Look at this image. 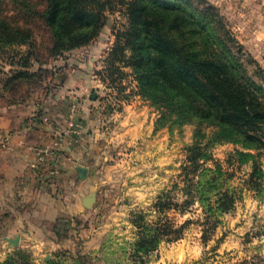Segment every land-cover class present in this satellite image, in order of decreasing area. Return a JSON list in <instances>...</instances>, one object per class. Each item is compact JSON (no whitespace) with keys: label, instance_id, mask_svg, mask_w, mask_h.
<instances>
[{"label":"rangeland","instance_id":"374dc122","mask_svg":"<svg viewBox=\"0 0 264 264\" xmlns=\"http://www.w3.org/2000/svg\"><path fill=\"white\" fill-rule=\"evenodd\" d=\"M31 1L0 0V116L13 117L18 109L47 102L50 93L56 95V78L63 65L69 64L64 61L68 57L74 62L71 68L96 80V87L90 90L95 96L90 98L91 108L106 146L97 159L94 185L82 191L80 211L57 220L45 243H10L8 238L19 235L6 233L2 215L8 206L0 204V264H47L49 260L56 264H130L135 214L147 211L149 220H156L153 204L162 193L181 202L183 197L176 191L182 188L175 181L186 147L207 142L208 158L200 162L206 167L217 164L232 173L227 185L238 195L234 207L221 214L212 228L202 225L198 202L182 212L169 210L165 217L169 222L177 226L186 222L181 235L165 238L143 264H264V150L213 140L218 127L196 118L184 123L160 120V108L139 93L133 68L124 60L108 61L116 33L130 25L125 10L129 0H115V9L105 10L104 24L89 42L58 53L51 51V40L59 28L35 20L32 11L43 3ZM184 1L198 8L206 2L216 7L242 46V61L264 87V12L259 9L264 0ZM31 26V39L15 35ZM83 29L87 31L89 26ZM246 57L254 62L246 63ZM253 161L262 169L258 189L250 188L248 182ZM91 193L94 201L86 207L82 198Z\"/></svg>","mask_w":264,"mask_h":264},{"label":"trees","instance_id":"16d2710c","mask_svg":"<svg viewBox=\"0 0 264 264\" xmlns=\"http://www.w3.org/2000/svg\"><path fill=\"white\" fill-rule=\"evenodd\" d=\"M38 1L43 6L32 11L35 20L59 28L51 40L53 53L89 42L104 24L105 10H113L118 4L115 0ZM125 10L130 25L116 33L108 61L124 60L133 68L139 93L160 108V120L184 123L196 118L218 127L213 140L264 150V87L242 61V46L226 28L216 7L206 2L198 8L184 0L174 5L129 0ZM87 26L86 31L83 28ZM33 32L31 26L23 33L17 30L15 35L31 39ZM252 62L246 57V63ZM208 143L186 147L187 155L175 181L182 188L176 191L183 197L181 202L162 193L153 204L156 220L150 221L147 211L135 214L130 264H143L165 238L180 237L186 222L179 226L169 222L165 218L169 210L182 212L198 202L202 225L212 228L221 214L234 207L238 195L227 185L232 173L217 164L206 167L200 162L208 158ZM240 155L253 156L244 152ZM261 176L260 165L253 161L250 188L258 189ZM47 264L56 263L49 260Z\"/></svg>","mask_w":264,"mask_h":264},{"label":"crops","instance_id":"0c3cea01","mask_svg":"<svg viewBox=\"0 0 264 264\" xmlns=\"http://www.w3.org/2000/svg\"><path fill=\"white\" fill-rule=\"evenodd\" d=\"M259 9L264 12V2ZM64 61L69 64L56 78V95L0 116V204L8 206L2 225L20 243H45L57 220L80 211L82 191L94 185L106 146L91 108L96 80Z\"/></svg>","mask_w":264,"mask_h":264},{"label":"water","instance_id":"95a60500","mask_svg":"<svg viewBox=\"0 0 264 264\" xmlns=\"http://www.w3.org/2000/svg\"><path fill=\"white\" fill-rule=\"evenodd\" d=\"M79 170L81 172V176L84 177V172L86 171L85 167H79ZM93 201H94V195L92 193L82 198V203L86 207H90ZM8 241L16 245L18 244L19 236H15L14 238H8Z\"/></svg>","mask_w":264,"mask_h":264},{"label":"built area","instance_id":"2783aa9c","mask_svg":"<svg viewBox=\"0 0 264 264\" xmlns=\"http://www.w3.org/2000/svg\"><path fill=\"white\" fill-rule=\"evenodd\" d=\"M76 108V105L75 104H72V110Z\"/></svg>","mask_w":264,"mask_h":264}]
</instances>
